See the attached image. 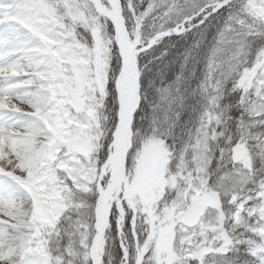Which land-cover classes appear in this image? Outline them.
<instances>
[{
  "label": "snow or ice",
  "instance_id": "6c2138e0",
  "mask_svg": "<svg viewBox=\"0 0 264 264\" xmlns=\"http://www.w3.org/2000/svg\"><path fill=\"white\" fill-rule=\"evenodd\" d=\"M0 264H264V0H0Z\"/></svg>",
  "mask_w": 264,
  "mask_h": 264
}]
</instances>
